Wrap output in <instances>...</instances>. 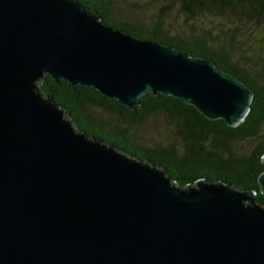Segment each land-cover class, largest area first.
Here are the masks:
<instances>
[{
    "label": "water",
    "instance_id": "95a60500",
    "mask_svg": "<svg viewBox=\"0 0 264 264\" xmlns=\"http://www.w3.org/2000/svg\"><path fill=\"white\" fill-rule=\"evenodd\" d=\"M44 76L127 109L161 95L231 128L252 113L248 88L208 60L105 26L74 0H0V264H264L253 192L175 186L77 130L43 96Z\"/></svg>",
    "mask_w": 264,
    "mask_h": 264
},
{
    "label": "trees",
    "instance_id": "16d2710c",
    "mask_svg": "<svg viewBox=\"0 0 264 264\" xmlns=\"http://www.w3.org/2000/svg\"><path fill=\"white\" fill-rule=\"evenodd\" d=\"M74 1L105 26L208 60L248 88L254 98L252 113L231 128L161 95L138 99V107L127 109L92 89L54 83L48 76L39 85L43 96L63 109L87 137L163 169L175 186H191L198 180L221 182L253 192L255 202L264 208L257 184L264 154V52L249 51L247 43L252 31L264 36V0H149L132 8L114 0ZM172 13L177 17H170ZM213 20L223 25L213 29ZM153 114L170 128L173 137L166 145L143 146L126 134Z\"/></svg>",
    "mask_w": 264,
    "mask_h": 264
},
{
    "label": "rangeland",
    "instance_id": "374dc122",
    "mask_svg": "<svg viewBox=\"0 0 264 264\" xmlns=\"http://www.w3.org/2000/svg\"><path fill=\"white\" fill-rule=\"evenodd\" d=\"M114 2L123 4L127 8H132L134 5H143L146 2H149V0H114ZM170 17L177 16L172 13ZM218 24L223 25V21L213 20L210 27L213 29H218L220 27ZM250 35L253 38H247V43L250 46L248 47V50H259L260 52H264V36L261 33L254 31L250 32ZM254 39L258 40L259 43H255ZM100 115L105 116L106 112L102 111L100 112ZM128 133L137 143L148 147H152L156 144L166 145L172 140L173 137L170 133V128H168V125L163 121L159 114L151 115L143 124L129 127L126 131L127 135ZM243 146L244 145H241V148Z\"/></svg>",
    "mask_w": 264,
    "mask_h": 264
}]
</instances>
